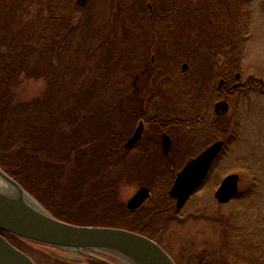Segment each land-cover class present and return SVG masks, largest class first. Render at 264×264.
Here are the masks:
<instances>
[{
	"label": "trees",
	"instance_id": "trees-1",
	"mask_svg": "<svg viewBox=\"0 0 264 264\" xmlns=\"http://www.w3.org/2000/svg\"><path fill=\"white\" fill-rule=\"evenodd\" d=\"M0 3L8 9L6 0ZM80 8L77 2L70 4L64 25L35 48L23 45L11 10L0 14V168L60 221L122 228L155 238L170 213L177 212L167 191L171 168L176 170L184 160L174 165L175 160L148 158L142 146L124 147L142 112L136 91L140 80L134 85V76L144 55L134 53L129 70L117 39L105 41L92 53L74 44L71 32ZM203 9L208 25L220 29L219 22L210 19L215 12L209 0ZM154 18L148 15L149 24ZM89 52L94 63L81 60ZM232 55L225 61L238 68L237 55ZM21 75L44 79L43 95L15 101L13 90ZM253 79L234 94L227 92V102L236 104L248 85L264 93V81ZM133 182L152 189L148 208L128 211L118 200L120 186ZM144 210L150 214H142Z\"/></svg>",
	"mask_w": 264,
	"mask_h": 264
},
{
	"label": "rangeland",
	"instance_id": "rangeland-1",
	"mask_svg": "<svg viewBox=\"0 0 264 264\" xmlns=\"http://www.w3.org/2000/svg\"><path fill=\"white\" fill-rule=\"evenodd\" d=\"M6 1L8 9L0 3V14L11 10L13 25L21 33L22 42L25 41L23 45L33 48L39 41H47L64 25V15L68 13L70 4L76 2ZM178 2L183 9L176 16V29L164 32L162 38L191 42L222 41L227 47L226 57L233 53L237 55L239 67L236 71L241 80L252 77L264 81V0H209L215 12L210 19L218 21L220 29L208 25L209 17L203 9L205 0L195 1L201 4L193 7L195 10L187 6L189 0ZM148 3L155 8L168 4L167 0H87L76 14L77 25L71 32L73 43L82 49H90L92 53L105 41L117 39L130 70L133 63L130 57L134 55L130 51L138 53L145 45L143 42L148 41L147 32H144L149 25ZM219 32L223 34L220 38ZM41 36L44 37L42 40ZM89 54H82L81 60L85 58L94 63ZM225 59L217 56L216 72L221 70ZM168 63L178 74V78L173 80L175 87L183 90L177 95V90L164 94L163 99L166 98L168 103L172 102L173 96L175 102L180 103L186 91L196 94L204 87L211 88L212 83L207 76L203 80L204 87L200 85L201 78L196 77H200L204 65L197 54L189 55V58H170ZM188 65L190 69L186 70ZM226 68H230L227 63ZM193 71L196 76L192 75ZM45 90L44 79H29L21 75L13 90L14 99L29 101L42 96ZM208 120L211 123L209 133L192 138L188 151L198 152L213 142L217 135L225 137L224 148L202 187L181 210L170 213L168 224L154 240L176 264H264V93L258 88L246 91L237 97L236 104L228 102L227 111L214 114L213 110ZM231 173L239 176L238 194L229 203L220 205L214 198V191L221 179ZM139 186V182L120 186L118 200L125 204ZM8 240L35 264H124L116 257L96 250L78 253L13 237H8Z\"/></svg>",
	"mask_w": 264,
	"mask_h": 264
},
{
	"label": "flooded vegetation",
	"instance_id": "flooded-vegetation-1",
	"mask_svg": "<svg viewBox=\"0 0 264 264\" xmlns=\"http://www.w3.org/2000/svg\"><path fill=\"white\" fill-rule=\"evenodd\" d=\"M178 1L179 0H167L168 4L162 5L161 8H155L150 3L147 4L149 17L155 16L154 19H150L154 24L151 23L147 25L144 30V32H147L148 41L143 42L145 45L141 47L138 52L144 55V63L137 70L138 72L135 73L136 75L134 74L137 83H133L136 85L140 80L141 88L136 87V91H139L141 96L140 99L143 101L141 105L142 112L138 120L142 128L138 140L127 148L132 149L137 146H142L146 149L145 154L148 158L163 157L168 159L170 163H173L175 160L174 165L175 163L177 164V160H184L183 163L178 165L176 170L175 167L174 169L171 168L173 175L184 166L186 161L196 157L204 148L212 143L210 142L196 153L188 151V146L190 147L193 143L192 138L199 135L204 137L209 133L210 127L208 125V118L213 110L214 114L228 110L227 92L232 95L235 90H237L236 88H242L249 82V79H253L250 77L244 81L241 80L240 74L236 71V65L234 66L232 63L228 64L227 61H225V63L223 62L224 64L220 67L221 70L216 72L217 62L215 61L217 56H222L224 59L226 57L225 50L227 47L225 43H221L222 41L191 42L162 38L164 32H172L176 29V16L180 14L179 12L183 9L180 8ZM195 1L196 0H189L187 6L190 5L195 7ZM169 21L170 23H168ZM212 26L214 27L215 25ZM136 52L130 51L131 54ZM195 54L202 58L204 65L200 77L196 76L197 74L194 71L192 75L201 78V86H206L203 80L205 79L204 77L207 76L212 83L211 88L204 87L202 88V92H197L196 94L186 91L183 94L182 101H179L180 103L175 102L176 98H174V96L172 102L168 103L165 101L166 98L165 100L163 99L164 94L168 95L171 91L177 90L175 93V95H177L183 91L180 87H175L174 85L173 80L178 78V74L174 71V67L170 66L168 60L170 61V58L173 59L177 56L189 58V55L192 56ZM205 56H207V58H205ZM207 63H210V65H207ZM226 63L230 68H226ZM188 69H190L189 65L186 70ZM186 70L184 72H186ZM248 87L247 91L257 89L256 87L251 88V85H248ZM135 128H137V126H133L127 137L134 134ZM162 135H166L169 140L167 152H163ZM215 140L225 142V137L217 135L213 141ZM142 186L148 189V196L141 206L135 210L148 208L147 205L153 196L152 189L148 185L141 184L139 188ZM170 199L173 201L172 198ZM141 213L148 215L150 211L144 210L141 211ZM161 229H163V227H159L156 230V234H159Z\"/></svg>",
	"mask_w": 264,
	"mask_h": 264
},
{
	"label": "water",
	"instance_id": "water-1",
	"mask_svg": "<svg viewBox=\"0 0 264 264\" xmlns=\"http://www.w3.org/2000/svg\"><path fill=\"white\" fill-rule=\"evenodd\" d=\"M87 0H77L84 5ZM139 123L134 134L125 143L128 148L140 137ZM163 137V152L169 148V140ZM223 142L215 141L195 158L188 161L176 174L168 195L174 199L176 210L201 187L212 164L222 151ZM0 181L17 196L0 193V232L22 240L80 253L96 250L109 256L121 257L134 264H175L171 257L155 241L123 229L79 226L54 218L14 179L0 168ZM239 177L226 175L214 192L219 204H227L237 196ZM148 196V189L140 187L127 201L126 208L137 209ZM122 261V260H121ZM0 264H35L25 253L17 249L0 233Z\"/></svg>",
	"mask_w": 264,
	"mask_h": 264
},
{
	"label": "bare ground",
	"instance_id": "bare-ground-1",
	"mask_svg": "<svg viewBox=\"0 0 264 264\" xmlns=\"http://www.w3.org/2000/svg\"><path fill=\"white\" fill-rule=\"evenodd\" d=\"M0 193L12 198H15L17 196V194H15L8 186L3 184L1 181H0ZM120 260H122L124 264H134L123 257H121Z\"/></svg>",
	"mask_w": 264,
	"mask_h": 264
}]
</instances>
